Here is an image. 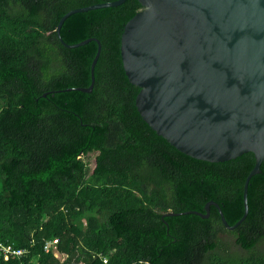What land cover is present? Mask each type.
Instances as JSON below:
<instances>
[{"label":"trees","instance_id":"trees-1","mask_svg":"<svg viewBox=\"0 0 264 264\" xmlns=\"http://www.w3.org/2000/svg\"><path fill=\"white\" fill-rule=\"evenodd\" d=\"M0 0V242L25 249L0 264H264V161L187 156L135 107L120 57L138 0ZM92 91H65L90 84ZM60 91V92H56ZM45 94V96H44ZM232 237V238H231ZM58 239L63 261L44 244ZM226 238L230 240H225Z\"/></svg>","mask_w":264,"mask_h":264},{"label":"water","instance_id":"water-1","mask_svg":"<svg viewBox=\"0 0 264 264\" xmlns=\"http://www.w3.org/2000/svg\"><path fill=\"white\" fill-rule=\"evenodd\" d=\"M116 0L69 10L70 15L117 6ZM141 9L125 23L120 37L122 67L138 87L135 107L144 122L177 151L217 163L252 153L254 166L243 184V215L232 226L214 201L225 228L233 230L248 213L247 188L264 161V0H138ZM97 45L90 64V84L65 91L91 92ZM60 92V91H56ZM45 96V94H44Z\"/></svg>","mask_w":264,"mask_h":264},{"label":"built area","instance_id":"built-area-1","mask_svg":"<svg viewBox=\"0 0 264 264\" xmlns=\"http://www.w3.org/2000/svg\"><path fill=\"white\" fill-rule=\"evenodd\" d=\"M56 242H57V239L47 241L43 247L44 251L45 252H51V249L53 246H55ZM2 248L4 249V251L2 250ZM0 251L2 252V255L4 256L3 257L4 260H8L12 256L21 257L26 252L25 249H13L7 245L3 246L1 243H0Z\"/></svg>","mask_w":264,"mask_h":264},{"label":"rangeland","instance_id":"rangeland-1","mask_svg":"<svg viewBox=\"0 0 264 264\" xmlns=\"http://www.w3.org/2000/svg\"><path fill=\"white\" fill-rule=\"evenodd\" d=\"M232 238V237H231ZM54 239H57V238H54ZM53 240V239H52ZM225 240H230V239H228V238H226ZM1 243V242H0ZM3 246L5 245V244H3V243H1ZM57 244H58V239H57V242H56V244H55V246H53L52 247V249H51V252H52V254H53V256L56 258V259H58L59 261H63V259H64V257H65V254H63V253H61L59 250H58V248L56 247L57 246ZM11 247V246H10ZM2 250L4 251V249L2 248ZM4 254V253H3ZM4 257V256H3Z\"/></svg>","mask_w":264,"mask_h":264}]
</instances>
